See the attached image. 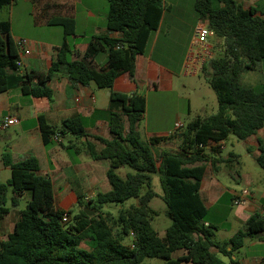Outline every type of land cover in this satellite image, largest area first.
Returning a JSON list of instances; mask_svg holds the SVG:
<instances>
[{
	"label": "trees",
	"instance_id": "obj_1",
	"mask_svg": "<svg viewBox=\"0 0 264 264\" xmlns=\"http://www.w3.org/2000/svg\"><path fill=\"white\" fill-rule=\"evenodd\" d=\"M109 35L92 36L81 58L75 54L69 39L76 35V22L67 17H55L49 25L64 30V39L56 48L47 72L22 73L16 66L18 51L12 37L11 22L0 21V94L20 89L24 96L53 98L48 83L58 75L66 76L75 85L95 84L110 92L108 125L112 137L92 138L103 145L98 149L92 142L84 144L94 161H107L108 192L97 193L84 208L73 211L55 207L53 182L40 176V162L28 156L14 162L6 148L2 154L11 178L0 182V221L19 205L25 193L30 194L20 221L6 241L0 243V264H142L146 258L160 259L165 264H228L219 255L234 257L247 237L264 231V217L252 216L244 229L229 241L216 239L219 227L210 221L201 195V182L210 165L218 173L219 165L232 169L239 156L230 153L222 157L221 143L230 136L246 141L264 128V83L248 87L241 83L245 71H255L264 61V10L246 9L238 0H195L194 9L201 22L214 32L213 48L223 52L210 58L202 74L217 96L218 111L198 116L180 132L167 137H153L143 142L138 130L147 110L145 95L123 94L113 90L114 83L124 73L135 75L136 58L145 54L151 37L159 30L165 10L164 0H108ZM16 0H0V7ZM107 55L106 67L96 70L91 63L101 54ZM43 142L47 148L67 140L66 151L79 154L78 141L89 137L88 119L76 117L50 125L39 117ZM128 124V132L125 126ZM69 140V141H68ZM176 140L178 149L156 150L162 143ZM250 152V149L248 148ZM256 164L264 171V140H258ZM131 171L121 176L118 171ZM159 174L162 194L152 188V175ZM159 197L166 205L171 220L161 237L153 228L158 214L150 207ZM135 200L126 210H120L114 227L103 213L108 204H125ZM79 205L84 207L82 199ZM64 214L70 219L63 222ZM130 244H125L126 239ZM87 244L89 249L82 248ZM230 248V250H229ZM184 253L175 257L174 255Z\"/></svg>",
	"mask_w": 264,
	"mask_h": 264
},
{
	"label": "crops",
	"instance_id": "obj_2",
	"mask_svg": "<svg viewBox=\"0 0 264 264\" xmlns=\"http://www.w3.org/2000/svg\"><path fill=\"white\" fill-rule=\"evenodd\" d=\"M30 1L34 6L32 18L29 17L30 22L34 20L36 28H54L51 32L56 37L40 43L31 42V54L24 58V73L47 72L50 69L56 48L61 46L64 39L63 28L49 25V21L55 17H67L76 22V35L69 39L75 52L73 59L84 55L88 40L92 36L118 37L117 33L109 34L107 30L108 0ZM238 1L246 9L254 7L264 10V0ZM194 2L195 0H164L165 10L159 30L151 37L146 53L137 56L134 78L129 73H124L114 83L115 92L145 95L147 122L144 130L147 142L153 137H167L180 132L185 126L181 122V108H177L173 114L170 100L171 95L176 93L179 76H188L184 72V66L194 26L199 22ZM210 47L212 51V46ZM106 64L107 55L104 53L91 63L96 70H102ZM48 87L53 91V98L50 100L24 96L20 89L0 94V122L7 116L18 119V123L10 127L17 128L15 134L8 138L10 140L0 137V143L6 142L14 162L28 156H35L39 160L38 174L52 180L57 209L73 211L74 207H78V211L82 208L85 210L88 209L86 204L95 199L97 193L111 190L106 177L109 163L94 161L84 146L86 142H92L100 150L103 145L92 136L107 139L112 137L108 125L110 92L99 89L95 84L75 85L64 75L53 78ZM179 99L182 100V97ZM40 116H44L52 126H61L63 121L76 117L88 119L86 130L89 137L78 141L79 154L70 155L66 151L68 142L65 139L61 141L64 146L57 144L47 148L40 130ZM178 123L182 125L179 130L176 129ZM141 124L142 122L138 127L140 134ZM125 130L128 132V124ZM259 139L264 140V128L245 141L254 160L259 155ZM172 142L176 140L162 143L157 148L169 150ZM178 146L179 143L177 149ZM221 147L223 151L224 142ZM222 157L227 159L229 156ZM2 165L4 166L3 163ZM223 165H219L218 173L208 166L201 182L200 195L209 209L210 221L219 227L216 236L221 237V240L218 241L227 242L239 230L244 229L252 216L259 214L264 217V171L260 167L256 169L248 166L234 172L224 169ZM4 168L10 169L5 166ZM242 191H248L249 194L244 197V204L236 205L235 196ZM79 198L82 199L84 207L79 205ZM22 199L28 202L30 194L25 193ZM20 218L21 210L10 208L9 214L0 221V243L7 240ZM81 247L89 249L84 243ZM182 254L184 253L177 256ZM219 257L232 264L229 257ZM232 259L237 264H264V231L247 237L243 247Z\"/></svg>",
	"mask_w": 264,
	"mask_h": 264
},
{
	"label": "rangeland",
	"instance_id": "obj_3",
	"mask_svg": "<svg viewBox=\"0 0 264 264\" xmlns=\"http://www.w3.org/2000/svg\"><path fill=\"white\" fill-rule=\"evenodd\" d=\"M33 3L30 0H16L15 4L0 7V21H10L12 26V37L15 41L19 39H26L30 42L40 43L45 40H50L52 37H56L52 33L51 29L54 28H36L34 20L33 24L30 22V16L33 15ZM45 27V26H44ZM61 29V28H59ZM167 32V28H165ZM210 44L215 47L214 39H210ZM223 52L213 49V56L218 57ZM241 83L248 87L257 86L264 83V61L259 63V66L255 71H245L241 78ZM177 89L176 93L171 95L170 107L173 114L177 108H181V122L183 124H188L190 121L194 120L198 116H208L214 114L218 111V101L215 92L208 85L203 74L199 73L195 76H185L184 74L180 75L177 80ZM182 97V100L179 98ZM184 107V108H183ZM184 112V113H183ZM147 115V114H146ZM174 116V115H173ZM175 118V116H174ZM141 136L142 141L147 142L146 133L144 126L146 125V116L141 120ZM14 128H9L4 131H0V137L3 139L10 140L15 131ZM179 132V131H178ZM5 141L0 143V182L5 183L8 179L11 178L10 169L4 168L2 165V154L6 150ZM225 147L222 151V156H229L230 153H235L239 156L238 162H234L231 166L234 172H238L248 166H253L256 169H260L256 164L252 153L248 152V144L245 141L238 140L234 136H230L225 142ZM178 142H172L169 150H176ZM160 150V148L155 149ZM224 169L230 170V167L223 165ZM131 171L130 168L125 167L121 168L118 173L121 176H125L127 172ZM152 188L159 195L162 194V187L160 182V175H152ZM135 200H129L125 204H108L103 208V213L108 219L111 226L114 227V221L116 220L120 210H126L130 208L131 205L135 204ZM27 206V201L22 199L19 202V205L13 207L11 201L8 202V207L16 210H24ZM150 207L157 211V215L152 220L153 228L159 233L160 236L165 235L166 229L170 226L171 220L166 215V205L161 198L156 197L152 200ZM74 214L78 212V207L73 208ZM217 240H221V237L216 236ZM131 239H126L125 244H130ZM178 254L174 255L177 257ZM142 264H165L163 260L146 258Z\"/></svg>",
	"mask_w": 264,
	"mask_h": 264
},
{
	"label": "built area",
	"instance_id": "obj_4",
	"mask_svg": "<svg viewBox=\"0 0 264 264\" xmlns=\"http://www.w3.org/2000/svg\"><path fill=\"white\" fill-rule=\"evenodd\" d=\"M214 32L209 28L208 24L199 21L193 29V35L189 44V51L184 66V72L188 76H195L199 73L202 74L205 63L213 57V46L210 44V39L213 38ZM18 58L16 60V66L20 72H24V58L31 54V42L26 39H19L15 41ZM212 46V51L211 47ZM18 123V119L7 116L0 122V131L7 130L11 126ZM182 127L181 124L176 125V129L179 130ZM248 191H242L235 196V204L242 205L245 203L244 197L248 195ZM70 219L68 214H64L63 222H68Z\"/></svg>",
	"mask_w": 264,
	"mask_h": 264
},
{
	"label": "water",
	"instance_id": "obj_5",
	"mask_svg": "<svg viewBox=\"0 0 264 264\" xmlns=\"http://www.w3.org/2000/svg\"><path fill=\"white\" fill-rule=\"evenodd\" d=\"M84 212L89 215V216H93L94 215V211L93 210H90V209H85Z\"/></svg>",
	"mask_w": 264,
	"mask_h": 264
}]
</instances>
